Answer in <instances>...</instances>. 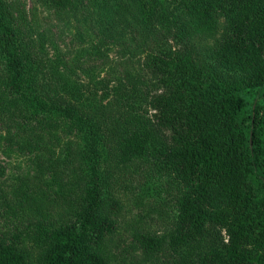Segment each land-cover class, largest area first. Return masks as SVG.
Wrapping results in <instances>:
<instances>
[{
    "label": "trees",
    "instance_id": "1",
    "mask_svg": "<svg viewBox=\"0 0 264 264\" xmlns=\"http://www.w3.org/2000/svg\"><path fill=\"white\" fill-rule=\"evenodd\" d=\"M36 1L91 11L102 38L48 58L25 11L0 0V120L36 167L0 188L36 228L32 249L0 237V264H114L134 172L168 224L134 219L136 248L164 264H264V0ZM109 44L127 51L114 79L90 77L92 62L112 64Z\"/></svg>",
    "mask_w": 264,
    "mask_h": 264
},
{
    "label": "rangeland",
    "instance_id": "2",
    "mask_svg": "<svg viewBox=\"0 0 264 264\" xmlns=\"http://www.w3.org/2000/svg\"><path fill=\"white\" fill-rule=\"evenodd\" d=\"M10 1L16 4L20 10L25 11L28 24L25 33L35 38L37 46L43 50L48 58H61V61L64 62L67 60L68 55L76 56L83 47L77 37L80 34L86 37L85 48H89L94 42L101 41L100 32L97 30L95 32L96 36L99 35V39L92 32L91 25H94V17L91 11L90 13L83 12L80 8L75 12L58 14L36 0ZM84 1L89 9L99 10L100 5L98 2ZM106 47L110 50L108 57L112 64H104V67H102L100 63L92 62L94 68L90 77L114 79L116 73L113 68L117 66L122 53L127 51L122 49L120 44H109ZM63 62L60 64V68L64 66ZM118 71L120 70L118 69ZM78 73L82 79H86V81L89 79L85 74H82L81 70ZM2 121L0 120V188L8 190L13 189L20 181L34 179L36 167L32 155L21 154L17 151L16 146L11 145L8 132L12 129L7 128V125ZM14 133L15 131H13ZM57 136L62 141L68 139L58 133ZM49 141L54 148H59L55 144L54 137H51ZM29 184L33 187L41 186V182L37 179L36 181L30 180ZM126 185L128 189L121 188L120 193L125 207L124 221L114 238L116 243L113 246L115 256L113 262L114 264H164L162 259L157 261V255H146L140 248H136L137 243L126 232L131 222L141 217H144L141 219L154 231H157V227L162 229L168 225L167 222L160 221L157 226V197L147 192L148 185L151 186L152 183L139 173L134 172L131 177L126 178ZM168 210L169 205L165 204L160 208L159 213L167 218ZM12 213L6 205H2L0 202V237L3 236L10 241H17L18 239L21 241L23 238L32 249L33 244H35L33 241L35 226L30 224L25 217H22L20 212L17 215Z\"/></svg>",
    "mask_w": 264,
    "mask_h": 264
}]
</instances>
